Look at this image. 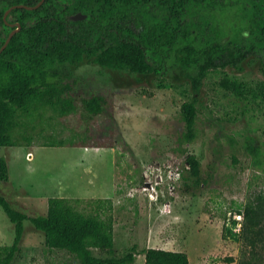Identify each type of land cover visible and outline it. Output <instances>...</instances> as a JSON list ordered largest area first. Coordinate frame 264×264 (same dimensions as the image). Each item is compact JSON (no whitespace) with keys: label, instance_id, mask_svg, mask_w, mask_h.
<instances>
[{"label":"rangeland","instance_id":"obj_1","mask_svg":"<svg viewBox=\"0 0 264 264\" xmlns=\"http://www.w3.org/2000/svg\"><path fill=\"white\" fill-rule=\"evenodd\" d=\"M16 16L12 12L7 19ZM11 28L0 24V42ZM259 58H264V49L248 56L242 69L226 65L209 70L198 92L180 67L166 63L151 72L104 67L90 56L68 64L63 71L77 80L82 95L112 92L111 134L95 132L99 120L79 123L71 115L58 118L52 112L38 120L21 117L19 128L29 129L32 143L0 146L9 164V180L0 181V195L28 215L44 214L50 196L79 198L75 207L92 212V200L100 197L81 195L88 188L101 191L115 183L111 203L103 202L100 209L103 216L112 217L113 250L93 248L96 255L120 256L135 244L139 253L133 264H145L142 250L149 246L183 250L190 264H239L243 258L245 264H264L260 250L247 261L251 250L240 231L242 216L236 213L248 199L264 195V169L246 148L249 143L264 150V75ZM223 78L239 82L242 93L226 88ZM193 96L199 107L198 132L186 146L199 158L203 174L213 176L201 187L186 186L181 177L164 210V189L159 200H150L143 180L146 175L167 178L169 167H185V154L177 150L183 129L179 110ZM227 134L239 141L238 149L225 141ZM48 135L82 138L89 145L42 144ZM96 141L112 145H90ZM13 238L14 224L0 205V246L10 245ZM19 247L11 264H81L67 250L48 248L43 233L29 220L24 221Z\"/></svg>","mask_w":264,"mask_h":264},{"label":"trees","instance_id":"obj_2","mask_svg":"<svg viewBox=\"0 0 264 264\" xmlns=\"http://www.w3.org/2000/svg\"><path fill=\"white\" fill-rule=\"evenodd\" d=\"M38 1L0 0V24H5L3 14L10 6H33ZM12 12L21 26L0 52V146L31 144L33 136L28 128H19L20 118L38 120L47 112L58 118L71 115L79 123L99 120L95 132L111 134L112 92L92 90L82 95L76 89L77 80H70L63 71L85 56L104 67L137 72L158 71L160 63L180 67L198 92L209 70L226 65L242 69L248 56L264 49V0H43L37 7L16 6ZM77 12L85 18H72ZM259 59L264 75V58ZM222 84L242 93L236 80L223 78ZM199 117L196 96L182 103L183 129L177 150L185 154L182 178L186 186H204L213 176L203 174L199 158L186 146L197 137ZM86 130L91 135L89 126ZM48 136L42 144L89 145L82 138ZM225 141L238 149L239 141L232 134ZM247 144L264 169V150ZM8 180L9 164L0 155V181ZM78 201L50 196L44 214L28 215L0 195V205L14 224L12 243L0 246V264H11L18 252L25 220L43 233L48 248L67 250L81 264H133L139 253L135 244L120 256H99L93 251L113 250L112 217L100 211L103 202L111 203L110 198L93 199L92 212L77 209L74 202ZM236 211L242 216L240 231L251 250L250 262L255 250L264 253V195L248 199ZM142 253L145 264H190L183 250L149 246ZM245 262L243 258L239 264Z\"/></svg>","mask_w":264,"mask_h":264},{"label":"built area","instance_id":"obj_3","mask_svg":"<svg viewBox=\"0 0 264 264\" xmlns=\"http://www.w3.org/2000/svg\"><path fill=\"white\" fill-rule=\"evenodd\" d=\"M31 154H29L30 156ZM182 168L178 169V168H173V167H169L167 169V178H164L162 175H160V178L157 177H151L150 175H146L144 180H143V184L142 187L144 190L147 191L150 200H159L160 196H162L161 198V202H163V206L162 209L164 210H168L170 207V203H171V199L173 196H175V192H176V182L180 181L181 177H182ZM167 179V180H164ZM164 189V190H163ZM163 190V194H160V191ZM166 190V192H164ZM164 197V199H163Z\"/></svg>","mask_w":264,"mask_h":264},{"label":"crops","instance_id":"obj_4","mask_svg":"<svg viewBox=\"0 0 264 264\" xmlns=\"http://www.w3.org/2000/svg\"><path fill=\"white\" fill-rule=\"evenodd\" d=\"M103 148H107L110 151H114L112 148H109V147H103ZM85 192L81 196H86V197H100V198H113L115 196V194H116V185L114 183L113 184V187H110V188H102L101 191L100 190H97V189H94V187L93 188H88V189L85 190Z\"/></svg>","mask_w":264,"mask_h":264},{"label":"water","instance_id":"obj_5","mask_svg":"<svg viewBox=\"0 0 264 264\" xmlns=\"http://www.w3.org/2000/svg\"><path fill=\"white\" fill-rule=\"evenodd\" d=\"M43 2V0H39L35 5H25V4H17V5H12V6H10L9 8H7L6 10H5V12H4V18H6V16H7V14L11 11V9L12 8H15L16 6H20V7H22V6H25V7H27V8H33V7H37V6H39L41 3ZM86 15L84 14V13H81V12H77L76 14H74V15H72V18H83V17H85ZM17 28H19L21 25H20V23H17ZM12 34H13V31H11L9 34H8V36H7V38L5 39V41H4V43L0 46V52L3 50V48L6 46V44L8 43V41L10 40V38H11V36H12Z\"/></svg>","mask_w":264,"mask_h":264},{"label":"flooded vegetation","instance_id":"obj_6","mask_svg":"<svg viewBox=\"0 0 264 264\" xmlns=\"http://www.w3.org/2000/svg\"><path fill=\"white\" fill-rule=\"evenodd\" d=\"M11 10H12V9H11ZM9 14H10V12L7 14V16H8ZM3 15H4V14H3ZM7 16H6V18H4V16H3V18H4V20H5V25H7V26H11V27H12L11 30L8 31L7 34H6V35L8 36V34H9L11 31H13V34L16 33V32L18 31L19 28H17V26H18L17 23H19V22H18L17 20H8V19H7ZM13 34H12V35H13ZM6 35H5L4 37L7 38ZM11 37H12V36H11ZM6 38H4V41H5ZM3 43H4V42H3Z\"/></svg>","mask_w":264,"mask_h":264}]
</instances>
